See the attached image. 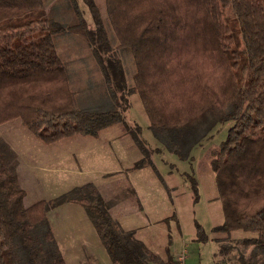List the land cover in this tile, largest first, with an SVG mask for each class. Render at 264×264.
I'll use <instances>...</instances> for the list:
<instances>
[{
  "label": "trees",
  "instance_id": "obj_1",
  "mask_svg": "<svg viewBox=\"0 0 264 264\" xmlns=\"http://www.w3.org/2000/svg\"><path fill=\"white\" fill-rule=\"evenodd\" d=\"M83 1L93 26L78 0H71L78 22L65 25L46 15L44 0H0V123L20 118L45 142L96 136L112 123L125 122L122 110L130 106L129 94L137 92L149 127L169 132L162 137L177 152L187 134L206 131L200 117L230 121L226 138L211 152L223 207V221L212 231L241 229L249 233L241 243L264 247V0H107L117 46L128 49L134 61L131 86L120 58L110 53L99 8L94 0ZM66 30L87 39L117 108L75 106L53 42V34ZM177 125L184 128L177 131ZM136 131L139 126L131 134L142 157L134 167L147 156ZM10 151H0V264H65L46 216L48 203L24 205ZM191 182L196 195L195 179ZM66 197L84 208L113 264H180L174 256L161 259L134 230L124 229L91 182L58 201ZM195 226L197 239L206 241L202 226ZM222 239L215 238L220 253L228 254L233 242ZM250 260L239 255L233 264H255Z\"/></svg>",
  "mask_w": 264,
  "mask_h": 264
},
{
  "label": "rangeland",
  "instance_id": "obj_2",
  "mask_svg": "<svg viewBox=\"0 0 264 264\" xmlns=\"http://www.w3.org/2000/svg\"><path fill=\"white\" fill-rule=\"evenodd\" d=\"M94 1L105 25L110 53L120 58L126 82L131 86L135 67L132 55L128 49L117 46L118 41L106 12L107 0ZM44 5L49 18L64 25L78 22L71 0H52L49 4L44 0ZM78 5L87 24L93 26L86 3L78 0ZM226 13L230 14V9ZM53 42L59 58L64 62L70 87L75 92V106L99 111L117 108L84 35L76 30L57 32L53 34ZM129 101V108L122 110L125 122L112 123L96 136L73 134L54 142H45L24 122L11 121L14 118L7 120L10 121L7 125V121L1 122L0 135L5 138L6 127L15 125L8 141L19 152V175L26 193L24 205L39 200L47 202L51 198V210L46 211L49 223L55 219L56 223L67 224V221L61 220L64 214L87 216V213L80 205L68 201L67 197L59 204H55L53 199L60 200L67 192L70 193L68 190L73 186L91 182L109 210L114 208L110 213L112 217L119 215L120 224L135 227V237L163 260L168 255H184L185 264H233L239 255H245L251 259L249 263L264 264V247L240 242L248 232L241 229L229 234L212 231L223 221V207L218 197L211 152L226 138L232 122L216 121L207 115L200 117L204 118L203 129L206 131L195 132L193 136L187 134V139L176 152L163 139L166 137L163 134L169 132H157L149 127L137 92L129 94ZM199 120L193 124L196 125ZM136 125L140 127V132L136 133L145 143L147 156L144 164L133 168L134 161L142 157L131 134ZM122 128L127 134L119 136ZM176 128L180 131L184 126ZM193 137L196 140L192 142ZM179 139H184V136L180 135ZM0 151L5 155L11 154L1 136ZM192 178L196 182V195L191 187ZM63 202L71 203L57 207ZM73 205H77V209L73 210ZM196 223L207 234L206 241L197 239ZM70 230L76 231V226ZM96 238L100 242V238ZM215 238H224L222 243H226L227 238L232 240L233 246L229 242L228 254L220 253V241ZM104 252L107 256L106 249ZM70 254L64 255L68 257ZM88 255V252L81 255L84 264H89L86 261ZM69 264L72 262L69 261Z\"/></svg>",
  "mask_w": 264,
  "mask_h": 264
},
{
  "label": "crops",
  "instance_id": "obj_3",
  "mask_svg": "<svg viewBox=\"0 0 264 264\" xmlns=\"http://www.w3.org/2000/svg\"><path fill=\"white\" fill-rule=\"evenodd\" d=\"M18 119H20V118H14L11 121H17V122L23 123V121L21 119L20 120H18ZM9 122L10 121L5 122L6 125L9 124ZM109 126H107V127H109ZM14 127H15V125H12L11 127H6L5 134H6L7 138H5L3 135H0V136L3 138V141L9 146V148L15 153V158H16L15 171L17 174V179H18L19 185L23 188V183L20 179L21 177L19 175V167H18V165L20 166V163L18 161L19 157H20L19 152L8 141L10 132H12ZM18 127H21V126L18 125ZM107 127H105V128H107ZM105 128H103V129H105ZM121 134H127L124 131V128H122L119 136ZM136 161H134V163ZM132 165H133V163H132ZM133 168H134V166H133ZM73 188H74V186L68 191H70V193H71ZM66 194H67V196L69 195L68 192ZM135 197H137L136 193H135ZM25 199H26V193L24 194V197H23V203L25 202ZM50 199H48V201H47L48 206H49L47 209V212H50V210H51L50 204L52 203V200H50ZM68 201H70V200L68 199ZM53 202L55 204H59V202H61V201L53 199ZM64 203H68V205H70L69 203H71V202H63L61 205H59L57 207L62 206ZM72 203L77 204L75 202H72ZM24 204H26V203H24ZM30 204H28V205H30ZM28 205H26V206H28ZM119 205H121V204H119ZM72 207H73L72 208L73 210L77 209V205H73ZM80 207H82V206L80 205ZM111 210L113 212L114 208L113 209L111 208L109 210L110 213H111ZM114 216H115L116 220L121 223V217H119V215H114ZM61 220L67 221L68 223L62 225L61 223H56V221L54 219L53 223L50 222V226H51V230L53 232L54 238L58 244L59 250L62 253L63 258L65 260V264H69V261H71L72 264H84L85 260H84L83 256L81 257V255H82V253H86V252L89 253V255H88L89 259L86 260V261H89L88 262L89 264H113L112 261L110 260L109 256L105 255V252H104L105 248L102 245L101 241L98 242L96 237L99 238V236L97 235L96 231L94 230V227H93L88 216H85V214H67V215L64 214L63 219H61ZM74 226H76L77 230L76 231L70 230L71 227H74ZM121 226L127 230L128 229H132V230L135 229V227L130 226V225H123V223L121 224ZM94 235H96V236H94ZM65 253H68V254L71 253V254L68 257H66L64 255ZM174 257L177 259V257L175 255H174Z\"/></svg>",
  "mask_w": 264,
  "mask_h": 264
},
{
  "label": "built area",
  "instance_id": "obj_4",
  "mask_svg": "<svg viewBox=\"0 0 264 264\" xmlns=\"http://www.w3.org/2000/svg\"><path fill=\"white\" fill-rule=\"evenodd\" d=\"M184 257H185L184 255L177 256V260L179 261L180 264H185L184 263Z\"/></svg>",
  "mask_w": 264,
  "mask_h": 264
}]
</instances>
